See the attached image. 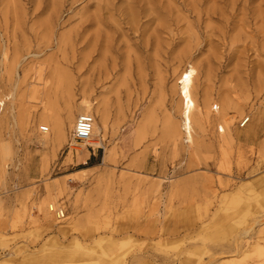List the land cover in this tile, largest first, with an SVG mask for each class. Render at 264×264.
<instances>
[{"label": "rangeland", "instance_id": "rangeland-1", "mask_svg": "<svg viewBox=\"0 0 264 264\" xmlns=\"http://www.w3.org/2000/svg\"><path fill=\"white\" fill-rule=\"evenodd\" d=\"M97 1L0 0V264H264V0H105L69 35ZM82 100L108 118L84 151Z\"/></svg>", "mask_w": 264, "mask_h": 264}, {"label": "bare ground", "instance_id": "bare-ground-1", "mask_svg": "<svg viewBox=\"0 0 264 264\" xmlns=\"http://www.w3.org/2000/svg\"><path fill=\"white\" fill-rule=\"evenodd\" d=\"M68 1L69 0H56L55 3H53V4L51 3L50 6H52V5L55 6L54 15L52 16L55 21L58 20L60 18V15H62L65 11H69L72 8V6H71V7L67 8L68 10L64 9L65 3H68ZM75 1L76 0H70V4L72 5ZM101 2H103V3H101ZM95 7H96L95 13L85 16L84 19L80 22V25H78V29H76V31L73 29L72 32L69 33V35H71V34L74 35L76 33V36H77L79 30H81V31L86 30V26H88V25H90L92 23L100 24V23H104L105 22L106 19L104 20L103 11H104V9L108 10V3L105 0L104 1L103 0H98L96 2V4H95ZM101 10H102V12H101ZM154 12H156L155 9H154ZM144 14L147 16V18L149 17L147 19V21H152L156 17H158L157 13H155V15L147 14V13H144ZM138 16L140 17V14ZM139 19H141V18H139ZM154 21H153V23H154ZM52 22L54 23V21H52ZM56 23H57V21H56ZM143 23H145V20L143 21ZM148 25H149V23H148ZM153 37L154 36H152V38ZM67 38L69 40V37L67 36V34H65L62 37V39H67ZM70 38H73V37L70 36ZM107 60H109L108 63L105 62ZM65 62H67V61H65ZM69 63L73 64L74 62L73 61H69ZM116 66H117V64L115 63L114 59H110L109 57L105 56L104 57V61L96 67V72L95 73L97 74L98 80H101V79L104 80V79H107L109 77V75H113V73H114V71L116 69ZM194 73H195V69L192 66H190V69H188L186 71H183L181 73L180 77L177 80L178 83L180 84L178 86L179 95L182 98V102H181L182 103V113H181V115H182V120H183L182 122H183V125H184L183 127H184V130H186V132L185 131L184 132L187 133V136H189V138H191L190 130H191V126H192L191 125L192 124V113H193V109L195 107V101H194V99L192 97V93H191V86H192V82H193V78H194L193 77ZM78 105H79L78 108H77L78 110L76 111V114H74V117H73V119L71 121V125H70L71 129L74 127L75 119H76L78 114H80V113H93L95 120H94V124H93L92 137L89 139L88 144L90 146L94 147V148L98 147V146H101V144H102V142H101V138L102 137L101 136L103 135V132H105V129L107 128L106 126H107V119L108 118H107L106 109L104 107H102L101 105L95 104L94 102H91L89 100H82V101L79 102ZM65 130H66L65 123L63 121H56V123L54 124V132H55L56 138L64 137ZM81 146H82L83 151L87 149L84 143H81ZM77 150H79V149H77ZM110 159H111L110 151H105L104 155L102 157V160H101V164L107 165L110 162ZM47 221H48V223H50L49 220H47ZM57 250H60L59 243H57Z\"/></svg>", "mask_w": 264, "mask_h": 264}, {"label": "built area", "instance_id": "built-area-1", "mask_svg": "<svg viewBox=\"0 0 264 264\" xmlns=\"http://www.w3.org/2000/svg\"><path fill=\"white\" fill-rule=\"evenodd\" d=\"M251 116L247 115L243 117L239 122V127H244L250 121ZM94 115L92 113H80L77 115L74 123V127L70 133V141L77 142L79 144L84 143L86 147H92L88 144L89 139L92 137ZM43 131L45 127H41ZM54 212L58 218L64 217V211L62 208H55Z\"/></svg>", "mask_w": 264, "mask_h": 264}, {"label": "crops", "instance_id": "crops-1", "mask_svg": "<svg viewBox=\"0 0 264 264\" xmlns=\"http://www.w3.org/2000/svg\"><path fill=\"white\" fill-rule=\"evenodd\" d=\"M91 155H94V152H92ZM90 157H91V156H90Z\"/></svg>", "mask_w": 264, "mask_h": 264}]
</instances>
